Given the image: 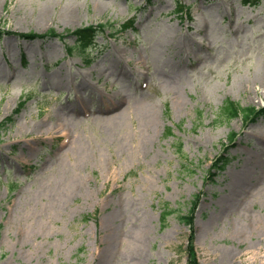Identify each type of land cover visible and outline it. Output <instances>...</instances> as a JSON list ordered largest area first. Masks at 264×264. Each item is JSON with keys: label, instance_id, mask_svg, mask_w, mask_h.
<instances>
[{"label": "rangeland", "instance_id": "obj_1", "mask_svg": "<svg viewBox=\"0 0 264 264\" xmlns=\"http://www.w3.org/2000/svg\"><path fill=\"white\" fill-rule=\"evenodd\" d=\"M0 33V264H264V117L222 115L264 105V0H0Z\"/></svg>", "mask_w": 264, "mask_h": 264}, {"label": "trees", "instance_id": "obj_2", "mask_svg": "<svg viewBox=\"0 0 264 264\" xmlns=\"http://www.w3.org/2000/svg\"><path fill=\"white\" fill-rule=\"evenodd\" d=\"M92 28L88 27L85 29H79L76 33H80V37H81V41H85L87 40L88 37H90L92 35ZM225 109L222 112V115L224 116H228L227 118H232L234 116H237L238 114H241V112H243L244 118L247 121H255L262 113H264V108H260V109H256L254 107H240L238 106L236 103L230 101L225 105ZM13 121L12 117H9L8 119H6L1 125H0V131L1 128H4L7 126V124L9 122ZM229 160V156L227 155H222L220 157H218L215 162L213 163V167H215L218 171H220L221 169H223L227 163V161ZM186 221L189 224L193 223V217H192V212L190 211V214L188 216H186ZM193 241V235L190 236V242ZM194 258V256H193ZM191 264H196V261L193 259Z\"/></svg>", "mask_w": 264, "mask_h": 264}, {"label": "bare ground", "instance_id": "obj_3", "mask_svg": "<svg viewBox=\"0 0 264 264\" xmlns=\"http://www.w3.org/2000/svg\"><path fill=\"white\" fill-rule=\"evenodd\" d=\"M106 105H105V108H104V110H106L107 112L110 110V111H112V110H114V109H116L117 108V105L114 103V102H106L105 103ZM264 136V135H263ZM263 139H264V137H263ZM234 170V167L233 166H228V168H227V170L225 171V173H227V174H229V173H231L232 171Z\"/></svg>", "mask_w": 264, "mask_h": 264}]
</instances>
